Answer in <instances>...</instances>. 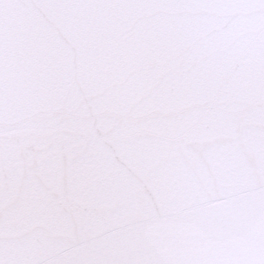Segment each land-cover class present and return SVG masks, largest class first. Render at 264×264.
Wrapping results in <instances>:
<instances>
[{
	"label": "water",
	"instance_id": "obj_1",
	"mask_svg": "<svg viewBox=\"0 0 264 264\" xmlns=\"http://www.w3.org/2000/svg\"><path fill=\"white\" fill-rule=\"evenodd\" d=\"M0 264H264V0H0Z\"/></svg>",
	"mask_w": 264,
	"mask_h": 264
}]
</instances>
